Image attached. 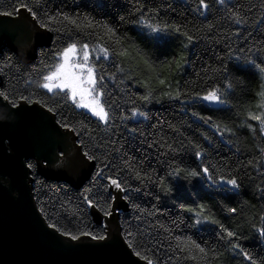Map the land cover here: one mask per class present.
I'll return each mask as SVG.
<instances>
[{
  "label": "trees",
  "instance_id": "1",
  "mask_svg": "<svg viewBox=\"0 0 264 264\" xmlns=\"http://www.w3.org/2000/svg\"><path fill=\"white\" fill-rule=\"evenodd\" d=\"M19 3L29 4L41 19L46 20L45 13L56 15L60 22L51 27L60 31L49 32L50 43L39 48L30 63L22 62L8 49L2 50L0 91H6L18 103L23 102L19 97L24 95L33 103L40 101L36 104L46 110L53 108L51 113L56 122L60 121V126L66 122L80 132L79 137L72 133L81 152L87 150L97 157L92 162L94 171L80 188L48 180L38 173L36 181L39 183L31 179L34 201L46 223H55L74 234L89 231L106 235L104 223L93 218L96 212L103 219L117 223L128 247L131 244L129 248L134 254L140 252L142 257H147H138L145 262L250 264L239 250H231L220 238L226 235L220 227L223 225L237 232L238 242L253 257L264 258V237L257 232L264 227L261 219L264 216V193L261 192L264 154L260 152L264 148V135L259 132V123L247 118L249 111L257 114L262 111L257 105L261 101L259 93L264 91V74L245 63L248 58L258 62L264 59V7H261L264 0H225L224 4L206 0L209 4L206 11L199 8V0H0V13L12 11ZM141 6L152 13L159 9L155 23L179 26L182 33L194 37L193 41L171 31L154 34L132 23L129 13ZM152 13L146 12V17ZM61 14L77 19L79 31L64 21ZM121 15L126 17L125 22L119 21ZM237 19H241V23L237 24ZM35 21L39 26L38 20ZM89 22L92 26L86 27ZM105 26L115 28L116 34H109ZM67 29H72L70 38ZM72 41L109 49L107 59L92 60L97 72L105 76L103 102L115 114L114 122H110L107 129L97 118L75 108L67 98H61L57 91L49 93L39 86L43 83L42 75L47 73L44 65L54 63L52 53ZM125 50L127 56L119 55ZM225 67L226 73L222 71ZM225 76L233 83L228 94L229 105L210 107L202 100H192L196 93L203 95L217 84L223 87ZM161 80L165 83L161 84ZM177 90L182 94L180 100L165 95L169 92L175 95ZM149 92L154 97L151 103L139 99ZM133 107L146 111L148 119H120L131 116ZM193 112L197 116H193ZM201 116L211 117V120L205 124L199 119ZM248 124H252L255 131L249 129ZM225 126L231 131H226ZM85 128L87 131L82 130ZM131 128H136L137 132H130ZM220 132L224 133L223 137ZM205 136L211 138L212 145ZM78 140L84 141L83 148ZM148 144L153 146L149 148ZM161 144L165 146L161 148ZM181 144L185 147L181 148ZM195 144L206 150L204 162L219 169L213 172V179L220 175L240 178L238 192L218 190L202 179L189 182L167 177L169 164L199 170ZM168 145L179 151L171 152ZM124 159L129 161L130 167L125 166ZM106 161L114 162L124 171L117 177L115 170L105 169V175L127 179L134 187L143 188L142 193L131 194V201L118 196L111 217L89 208L81 195L93 183L97 187L93 188L92 195L104 192L99 185L107 186L109 182L97 178L96 171L97 165L102 167ZM136 170L142 175L147 172L153 180L164 176L173 187L172 194H161V199L156 201L159 189L155 184L145 182V186L133 179ZM112 191L115 194V190ZM201 204L220 225L191 226L195 216L186 209L199 210ZM230 208H236V213H231ZM189 238L204 247L206 253H198ZM187 248L192 249L191 253ZM190 254L197 259H188Z\"/></svg>",
  "mask_w": 264,
  "mask_h": 264
},
{
  "label": "snow or ice",
  "instance_id": "2",
  "mask_svg": "<svg viewBox=\"0 0 264 264\" xmlns=\"http://www.w3.org/2000/svg\"><path fill=\"white\" fill-rule=\"evenodd\" d=\"M217 3L224 4L225 0H217ZM170 7V6H169ZM264 7V4L261 5ZM199 8L203 10H207L209 8V4L206 3V0H199ZM20 9L26 10L31 16L33 20H38L39 27L48 32H59L60 29H56L51 27L53 23H59L56 15H48L45 13L46 20L41 19L38 16L37 11L33 9V7L29 6L27 3H19L16 8H13L12 11H4L0 13V15L4 16H12L14 13H18ZM147 13H152V10L146 9L145 7H136L131 13H129V17L131 18V22L142 27L147 28L150 30L151 33L154 34H167L169 31L181 34L186 36L189 42L193 41L194 37L189 35L187 32H181L179 26L169 25L164 23L162 26L159 23H155L156 17L159 15L160 10L156 9L154 13L150 16L146 17ZM63 16L64 21H68L70 24L75 26L76 30L79 31L80 25L77 23V19L72 18L67 14H61ZM120 22H125L126 17L121 15L119 16ZM237 24L241 23V19H237L235 21ZM91 22H89L86 27H91ZM107 28V32L111 35L116 34V29L113 27L105 26ZM69 34V38L71 37L72 29H67ZM89 44L83 43L79 44L77 41H72L66 44L60 50H57L52 53L54 63L52 64H45L44 69H47V73L42 75L43 83L39 86L43 89H46L47 92L52 93L54 90H57V94L61 95V98H67L68 101H71L72 105L77 109H85L91 116L97 118L99 121L103 123L105 129L108 128L110 122H114L115 114L110 112V106H106L103 102L102 97L104 96L103 92V81L105 76L103 74H99L97 72V67L95 64L90 63V52H89ZM98 52L102 53L101 56H97L96 59L99 60L101 58L107 59L109 56V49L105 46H99ZM259 51V49L257 50ZM83 53L81 56L80 53ZM121 56H127L128 52L121 51L119 53ZM239 59V57H237ZM246 64L254 67L257 69L261 74H264V59L260 60L259 62L255 58H248L245 61ZM43 71V70H42ZM223 72H227V68L225 67ZM225 81L223 87L217 84L212 88L208 89L203 95L200 93H196L192 100H202L208 102L210 104H219V105H229L230 100L228 99L229 92L233 89V83L227 80V76H225ZM161 84H164L165 81L161 80ZM264 88V85H262ZM165 95L168 96L169 99L180 100L181 92L179 90L176 91L175 95L171 92L166 93ZM261 97L260 103L257 105L259 109L262 111L259 114L249 111L247 114V118L253 121H257L259 123V132L264 135V91L259 93ZM0 97L3 98L4 101H7V104L3 105L6 109L9 110L10 115H16L20 109V104L16 101V99L10 98L9 94L6 91H0ZM153 95L149 92L147 95L141 96L139 99L145 103H151L153 100ZM20 101L25 103H33V101L28 96L21 95L19 97ZM35 103H40V101H35ZM15 109L16 112H12L11 110ZM48 112H53V108L48 107ZM193 116H197V113L193 112ZM136 117H143L144 119H148V113L146 111H141L137 107H133L131 109V116H122L120 119H135ZM203 121V123L208 124L211 120V117H199ZM59 124L60 121H57ZM61 127L66 129L70 132H75L76 136H80V132H78L72 125L68 123H62ZM127 127V126H126ZM247 127L253 131H255V127L252 124H248ZM83 131H87V129H82ZM216 130L219 132V128L217 127ZM226 131H231L227 129L225 126ZM130 132L135 133L137 132L136 128L129 129ZM143 135V133H141ZM224 133L220 132V136L223 137ZM205 140L208 141L209 145H212V140L210 137L205 136ZM3 141H0L2 143ZM78 144L81 148L84 147V141L78 140ZM231 143V141H229ZM149 148L153 146V144L147 145ZM165 145L161 144L160 147L163 148ZM185 145L181 144V148H184ZM196 151L195 156L198 160H200V164L198 165L199 170L196 167L187 168L181 167L180 165L172 166L169 164V171L166 173L169 179H184L186 181L191 182L194 179H202L210 182V187H214L221 191H231V192H238L241 188L240 178L237 176H228L225 177L224 175H220L218 179H213V172L219 171L215 167V165H210L204 162L203 157L207 155L206 150L201 148V145L195 144L194 145ZM168 148L171 152L176 153L179 149L172 148L171 145H168ZM6 151H10V149H6ZM260 152L264 154V148L260 149ZM160 155H167V153H160ZM82 157L86 161L95 162L97 157L90 153L89 151L85 150L82 152ZM58 164L63 168L65 171H73L75 170L77 160L76 156L71 153H66L61 151L59 156L57 157ZM44 165H48L47 158H44L43 161ZM252 161H249V164L252 165ZM124 164L126 167H130L129 161L124 159ZM256 166V165H253ZM21 167L24 170L23 176L25 180L29 178V174L31 173V179L36 183V173L37 169L40 167V161H33L31 159H25L21 161ZM105 169H109L110 171L115 170V175L118 177L119 172L124 171V169L118 168V166L112 161H106L103 163V166L97 165L96 177L106 179L109 184L106 185H99L100 188L104 190L103 193L97 192L95 195H92V190L94 187H97L96 183H93L91 187H88L82 193V201L87 204L89 208L97 209L100 211L105 217H111L112 215V206L114 202L117 200L118 196L120 199L124 201H131L132 193L140 194L143 192L142 187H134L132 184L129 183L127 179H119L114 178L113 175H105ZM136 181H139L141 185H145L146 183L155 184L156 187L159 189V194L155 195V200L159 201L161 199V194L164 196H168L172 194L173 187L169 182L165 180L164 176H158L156 180L152 179V176L149 175L147 172H144L143 175L141 171L136 170L135 175L133 177ZM230 186V187H229ZM112 189L115 190V194H113ZM261 192L264 193V189H261ZM106 194V198L105 195ZM148 194V193H145ZM134 207L139 208V205H134ZM159 211V209H157ZM186 211L194 213L195 220L192 227L202 225V224H213V225H220V222L216 220L209 210L205 207V205L201 204L199 206V210H195L193 208H187ZM229 211L231 213H236V208H230ZM41 212H43V208H41ZM264 220V216L261 217ZM49 228L54 229L55 232L59 233L62 237H67L69 240L73 242H79L82 237H89L92 241L96 242H103L108 239L107 235L104 234H96L89 231H81L79 234H74L72 232L62 230L60 227H57L55 223H50L48 225ZM222 232L226 235H221V239L225 240L229 245L231 250H239V252L243 255V257L250 262V264H264V258H255L252 256L251 253L246 251L241 244L238 242L240 237L238 236L237 232L231 231L227 228H224L223 225H220ZM255 228V225H253ZM257 232L260 237H264V227L257 229ZM179 239V237L177 238ZM190 244L194 247V249L200 253L201 255L206 253L204 247H201L199 243L195 240H191L189 238ZM129 247H132L130 244ZM179 247V246H178ZM189 253H191L192 249H186ZM214 251V250H213ZM137 257L141 259H147V257H142L140 252H135ZM188 259L196 260L197 257L195 255H189ZM147 264H153L152 260H148Z\"/></svg>",
  "mask_w": 264,
  "mask_h": 264
},
{
  "label": "water",
  "instance_id": "3",
  "mask_svg": "<svg viewBox=\"0 0 264 264\" xmlns=\"http://www.w3.org/2000/svg\"><path fill=\"white\" fill-rule=\"evenodd\" d=\"M50 40L49 32L26 10L14 16L0 15V53L8 49L22 62L30 63ZM5 104L0 97V264H147L128 247L117 223L96 212L93 218L104 223L108 236L103 242L89 237L73 242L48 227L33 198L31 173L26 181L21 161L39 160V175L73 188H80L89 179L94 164L82 157L74 134L62 128L51 112L36 103L20 102L13 116ZM61 151L76 156L75 170L65 171L58 164Z\"/></svg>",
  "mask_w": 264,
  "mask_h": 264
},
{
  "label": "rangeland",
  "instance_id": "4",
  "mask_svg": "<svg viewBox=\"0 0 264 264\" xmlns=\"http://www.w3.org/2000/svg\"><path fill=\"white\" fill-rule=\"evenodd\" d=\"M97 49H98L97 47H89V52H90V63H92V60H93L94 58H96L98 55H99V56L102 55V53H99ZM80 55L82 56L83 53L81 52ZM54 91H57V90H54ZM54 91H53V92H54ZM81 110L87 112L85 109H81ZM87 113H88V112H87ZM89 114H90V113H89ZM90 115H91V114H90Z\"/></svg>",
  "mask_w": 264,
  "mask_h": 264
}]
</instances>
